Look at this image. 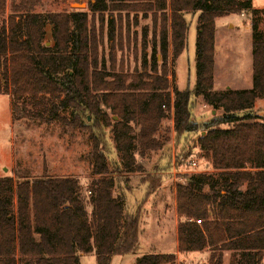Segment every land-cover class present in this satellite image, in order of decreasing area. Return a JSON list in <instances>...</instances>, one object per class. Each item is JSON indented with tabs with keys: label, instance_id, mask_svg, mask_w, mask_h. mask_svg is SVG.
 I'll return each instance as SVG.
<instances>
[{
	"label": "trees",
	"instance_id": "obj_1",
	"mask_svg": "<svg viewBox=\"0 0 264 264\" xmlns=\"http://www.w3.org/2000/svg\"><path fill=\"white\" fill-rule=\"evenodd\" d=\"M41 1L0 0V93L10 94L14 119H59L87 131L96 178L85 195L72 176H0V264H79V255L90 252L96 264H110L114 255L136 254L143 204L172 167L166 138L157 137L170 116L177 139L200 131L196 143L212 168L176 185L177 252L207 251L204 264H222L229 251L231 264H263L264 119L254 105L264 97V8H254L251 0H92L89 15L78 9L36 12ZM106 10L116 16L106 25L101 16L95 21V13ZM148 11L152 40L147 54L148 28L142 27L140 70H124L122 55L116 68L115 48L132 43L136 53L137 33L122 12ZM195 12V81L170 90L169 39L173 59L186 45L185 15ZM230 13L249 17L251 86L217 91L215 18ZM46 25L51 42L45 41ZM105 30L111 41L108 68ZM199 98L221 114L198 122L192 108ZM64 111L69 117L61 115ZM158 150L152 177L140 182L145 195L133 207L124 174L134 170L136 157ZM175 259L172 253L152 252L136 264H175Z\"/></svg>",
	"mask_w": 264,
	"mask_h": 264
},
{
	"label": "rangeland",
	"instance_id": "obj_2",
	"mask_svg": "<svg viewBox=\"0 0 264 264\" xmlns=\"http://www.w3.org/2000/svg\"><path fill=\"white\" fill-rule=\"evenodd\" d=\"M92 0H42L35 11L47 13L50 11H66L78 9L91 12L87 2ZM78 3V7L73 4ZM254 7L264 5V0H251ZM8 4V0H7ZM83 4V5H82ZM166 14L169 15L167 9ZM123 17L128 15L130 29L136 31V53L132 49V43H124L123 49L115 48V67L119 65V57L122 55L124 70L132 72L134 67L140 70L141 28L147 27L145 53L150 52L152 40L153 17L151 12H122ZM101 16V17H100ZM116 12L109 10L95 13L103 18L104 25L110 18H114ZM198 12L187 13L185 19L188 22L186 45L184 50L176 57H171L172 46L169 39L168 67L170 90L176 87L182 90L192 86L196 76V25ZM136 20V24L133 22ZM247 14L230 13L217 19V33L215 44L216 83L214 90L221 91L224 88L223 81L228 85L249 88V82L243 83L249 68L252 66V28ZM126 21L124 20L123 23ZM98 24V22H96ZM160 25V14L156 13V31ZM45 41H50V25H46ZM106 30L103 38V50L105 65L109 67V51L111 41L106 38ZM169 35V30H168ZM108 71H111L108 69ZM221 71H223L221 73ZM223 76L225 79H223ZM247 86V87H246ZM12 98L9 93H0V176L22 174L27 176H41L46 174L52 177L72 176L81 185L85 195H89L87 187L96 178L91 173L89 150L91 140L88 132L79 128L71 129L61 120L45 122L41 120L18 117L14 119L12 112ZM29 107V106H28ZM41 110L43 106L39 107ZM254 111L264 119V97L257 98ZM193 118L198 122L208 121L211 117L221 114V109H213L205 105L200 98L194 101L192 108ZM64 117H69L67 111L61 112ZM115 119V117H113ZM200 131L190 134L186 138L177 139L173 132L172 117L163 120L158 134L165 137L166 158L171 157V171L165 174L163 186L161 184L152 191L153 195L144 198L139 219V251L136 254L114 255L110 264H136L137 259L144 254L172 253L177 251V232L175 210V188L183 184L185 176L192 173L210 172L212 170L208 159L197 145V137ZM202 134L204 132H201ZM161 151L150 152L143 158L136 157L130 173L124 174L128 178L129 192L127 201L129 205L139 201L143 197L142 179L148 178L154 173L152 166ZM113 156V154H112ZM194 160L195 166H190L187 161ZM139 165V169L136 168ZM152 177V176H151ZM152 180V179H151ZM156 181L153 183V187ZM151 190V189H150ZM116 195V191L113 192ZM131 207V206H130ZM90 211V207L88 208ZM207 252V251H205ZM205 252L176 255L175 264H204ZM201 255V256H199ZM208 257V256H207ZM207 260V259H206ZM79 264H96L93 252L79 255ZM223 264H231V256L223 259Z\"/></svg>",
	"mask_w": 264,
	"mask_h": 264
},
{
	"label": "crops",
	"instance_id": "obj_3",
	"mask_svg": "<svg viewBox=\"0 0 264 264\" xmlns=\"http://www.w3.org/2000/svg\"><path fill=\"white\" fill-rule=\"evenodd\" d=\"M253 6V5H252ZM254 7V6H253ZM254 8H264V5H261V6H257V7H254ZM217 19H218V17L217 18H215V32H214V56H213V89H214V86H215V83H216V62H215V44H216V33H217ZM223 71H221V73H222ZM251 72H252V66L249 68V70H248V72H247V77L246 78H244L243 80H244V82L243 83H248L249 82V88H250V86H251ZM223 79H225L223 76H221ZM223 83H224V88L222 89V90H224V89H243V88H240V86H233L232 84L231 85H228V83H231V82H229V81H227V80H225V81H223ZM247 87V86H246ZM244 89H246V88H244ZM161 186H163V183L161 184ZM153 195V193L150 195V197ZM149 200V199H148ZM147 200V201H148ZM175 212V215H176V217H177V214H176V210L174 211ZM177 220H178V218L176 219V224H177ZM177 226V225H176ZM177 247V246H176ZM202 252H205V251H202ZM202 252H198V253H202ZM193 253H197V252H191L190 254H193ZM178 253H177V251H176V255H177ZM205 258L203 257V259H205L202 263H204V262H206V259H207V256H208V252H205ZM227 255H230L231 256V253L229 252V251H225L224 253H223V259L227 256ZM199 256H201V255H199ZM262 262H263V264H264V252H263V257H262ZM222 264H223V262H222Z\"/></svg>",
	"mask_w": 264,
	"mask_h": 264
},
{
	"label": "built area",
	"instance_id": "obj_4",
	"mask_svg": "<svg viewBox=\"0 0 264 264\" xmlns=\"http://www.w3.org/2000/svg\"><path fill=\"white\" fill-rule=\"evenodd\" d=\"M187 163L190 165V166H195L196 162L194 160H188ZM197 223H200V220H196Z\"/></svg>",
	"mask_w": 264,
	"mask_h": 264
},
{
	"label": "water",
	"instance_id": "obj_5",
	"mask_svg": "<svg viewBox=\"0 0 264 264\" xmlns=\"http://www.w3.org/2000/svg\"><path fill=\"white\" fill-rule=\"evenodd\" d=\"M83 5V4H82ZM73 6L75 7H78V3H74ZM48 44V43H47Z\"/></svg>",
	"mask_w": 264,
	"mask_h": 264
}]
</instances>
